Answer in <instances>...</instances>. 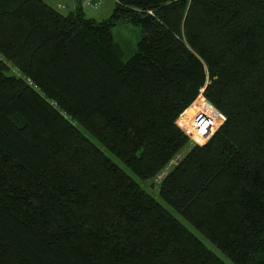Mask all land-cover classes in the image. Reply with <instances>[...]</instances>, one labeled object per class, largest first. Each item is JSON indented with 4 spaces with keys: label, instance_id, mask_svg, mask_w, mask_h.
<instances>
[{
    "label": "trees",
    "instance_id": "obj_1",
    "mask_svg": "<svg viewBox=\"0 0 264 264\" xmlns=\"http://www.w3.org/2000/svg\"><path fill=\"white\" fill-rule=\"evenodd\" d=\"M201 89L227 116L204 146L176 125ZM186 147L160 197L264 264V0H116L101 23L0 0V264H224L109 157L147 181Z\"/></svg>",
    "mask_w": 264,
    "mask_h": 264
},
{
    "label": "rangeland",
    "instance_id": "obj_2",
    "mask_svg": "<svg viewBox=\"0 0 264 264\" xmlns=\"http://www.w3.org/2000/svg\"><path fill=\"white\" fill-rule=\"evenodd\" d=\"M101 1V7L99 9L91 8V4ZM47 2L61 12L64 15H67L71 12V9L68 7L62 9L58 7L56 3L52 0H47ZM80 7L83 10L84 17L87 19H94L97 23L104 22L108 20L113 14L116 0H80ZM142 36L141 29L132 23L125 21L117 24L113 28V37L114 41L121 47L123 50V60L126 62L129 60L138 50V43L140 42ZM10 72H14L11 70ZM10 74V73H9ZM86 135L99 147L102 145L99 141L92 135L86 133ZM188 147L183 149V151L167 166V168L156 178L142 181L135 175L116 155L109 153V157L116 162L122 169H124L133 179L141 183L142 187L153 197H155L166 209L172 212L189 230H191L203 243L214 253H216L224 262V264H234L228 256H226L221 250L218 249L211 241H209L205 236H203L193 225L186 221L178 212H176L170 205H168L160 197V183L163 178L173 170L174 166L185 156L188 151Z\"/></svg>",
    "mask_w": 264,
    "mask_h": 264
},
{
    "label": "built area",
    "instance_id": "obj_3",
    "mask_svg": "<svg viewBox=\"0 0 264 264\" xmlns=\"http://www.w3.org/2000/svg\"><path fill=\"white\" fill-rule=\"evenodd\" d=\"M102 2L96 1L90 6L99 9ZM201 89L198 97L178 117L177 127L189 138L193 145L204 146L226 123L227 116L217 109Z\"/></svg>",
    "mask_w": 264,
    "mask_h": 264
},
{
    "label": "crops",
    "instance_id": "obj_4",
    "mask_svg": "<svg viewBox=\"0 0 264 264\" xmlns=\"http://www.w3.org/2000/svg\"><path fill=\"white\" fill-rule=\"evenodd\" d=\"M47 4V0H44ZM54 3L61 7L62 9L70 8L71 12L75 11L80 7V0H52ZM50 5V4H49ZM51 6V5H50ZM54 8V7H53Z\"/></svg>",
    "mask_w": 264,
    "mask_h": 264
}]
</instances>
